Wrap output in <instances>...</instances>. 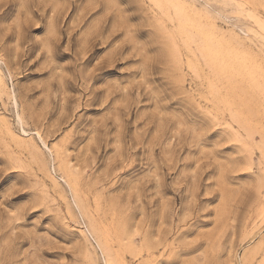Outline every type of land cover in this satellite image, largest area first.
I'll list each match as a JSON object with an SVG mask.
<instances>
[{
    "label": "rangeland",
    "instance_id": "1",
    "mask_svg": "<svg viewBox=\"0 0 264 264\" xmlns=\"http://www.w3.org/2000/svg\"><path fill=\"white\" fill-rule=\"evenodd\" d=\"M0 78V264H264V0H0Z\"/></svg>",
    "mask_w": 264,
    "mask_h": 264
},
{
    "label": "bare ground",
    "instance_id": "2",
    "mask_svg": "<svg viewBox=\"0 0 264 264\" xmlns=\"http://www.w3.org/2000/svg\"><path fill=\"white\" fill-rule=\"evenodd\" d=\"M178 6V5H177ZM181 6V5H180ZM177 9V8H176ZM179 11V9H178ZM182 11V10H181ZM181 14V13H180ZM179 14V15H180ZM187 17V16H186ZM182 18V17H181ZM182 20V19H181ZM183 21V20H182ZM187 25V24H186ZM203 51V50H202ZM1 79V78H0ZM92 227V231L93 233L95 234V237H96V240H97V243L99 245V247L101 248V251L104 255V264H111V259H110V256H109V249L107 248V245H106V242L103 240V237L101 235V232L96 229L93 225L91 226Z\"/></svg>",
    "mask_w": 264,
    "mask_h": 264
},
{
    "label": "snow or ice",
    "instance_id": "3",
    "mask_svg": "<svg viewBox=\"0 0 264 264\" xmlns=\"http://www.w3.org/2000/svg\"><path fill=\"white\" fill-rule=\"evenodd\" d=\"M131 10V9H130Z\"/></svg>",
    "mask_w": 264,
    "mask_h": 264
}]
</instances>
